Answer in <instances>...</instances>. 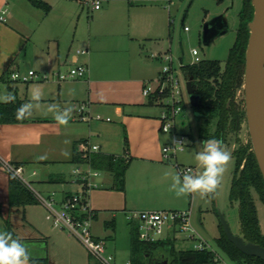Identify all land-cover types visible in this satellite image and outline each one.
Returning <instances> with one entry per match:
<instances>
[{
  "label": "crops",
  "instance_id": "crops-1",
  "mask_svg": "<svg viewBox=\"0 0 264 264\" xmlns=\"http://www.w3.org/2000/svg\"><path fill=\"white\" fill-rule=\"evenodd\" d=\"M41 1L48 2L50 6L49 0ZM61 1L64 4L74 3L72 0ZM77 1L80 3L83 0ZM112 1H104L103 3L107 5L103 10L101 5L98 10H102L98 17L102 26L93 29L88 21L86 36H82L76 25L71 39L66 41L61 35L58 17H49L52 11L51 6L49 12L39 16L20 0H0V15L2 11H6L5 22L0 23V78L13 72L24 73L26 70H35L44 75L50 74L54 79L51 84L57 92L53 91V96L49 98V101L59 105L61 110L66 106L74 108L67 125L58 124L51 113L43 118L31 115L29 119L32 121L26 124L0 125V162L6 161L14 166L23 167L24 171H32L29 178L37 176L33 170L37 164L68 163L70 165L68 175L73 176L72 166H77V164H74L72 160L76 146L81 142L98 146L99 151L96 154L125 159L128 162V168L124 179V190L119 191L124 195L122 202L114 201L111 181L106 180L103 185L101 183V187L106 188L105 191L91 193L88 206L94 214L93 219L97 221L98 212L105 209L110 210L111 207L114 209L111 215L115 219L117 218L116 213H121L125 217L126 212L160 211L156 208L162 205L148 201L151 193L142 194L141 186L148 181L166 180V170H171L168 171L171 177L176 174L172 166L163 162L162 146L171 138L167 139L168 134L160 131L158 120L160 114L150 112V108L154 106H149L147 100L139 103L136 100L125 99V96L130 94L131 90L128 88L130 84L145 81V78L134 80L131 75V57L134 55L140 58L142 48L140 45L135 46L133 39L128 40L124 37L126 14L118 12L119 9L115 4L112 7L110 4ZM29 5L30 8H34L30 2ZM65 11L67 9L63 10ZM81 18L82 13L79 12L78 22ZM133 26L136 27V22ZM41 28H43L40 33L42 38L38 39L35 33ZM135 32L137 33V29ZM141 39L146 41L147 38L142 37ZM79 50L86 51V53L78 54ZM79 65L87 68L83 78L64 82L56 81L57 74H65L69 68ZM1 87H5L8 92L7 84L1 83L0 89ZM144 87H146L145 82L142 84V89ZM80 105L85 107L84 116L88 117L87 121L80 119L78 113ZM97 116L100 120L96 119ZM124 136L128 143L126 153ZM39 157L45 158L39 159ZM130 169L131 172L127 177ZM56 170L41 180L31 182L49 198L61 195L59 201H62L73 194L58 188L57 184L62 185L66 181L64 180L66 171L64 168ZM0 205L1 222L7 219L12 210H18L9 208L8 175L2 168H0ZM180 207L167 211H182ZM106 224L104 222V226ZM112 225L115 227L116 223L113 221ZM128 227L131 229L129 225ZM93 235L104 241L94 232ZM67 237L72 238L69 235ZM58 241L61 242L62 239ZM107 254L112 255L108 252ZM37 257L44 258L43 256ZM87 257L86 264L97 263L89 255ZM45 259H48L47 263L50 264L47 256Z\"/></svg>",
  "mask_w": 264,
  "mask_h": 264
},
{
  "label": "rangeland",
  "instance_id": "rangeland-1",
  "mask_svg": "<svg viewBox=\"0 0 264 264\" xmlns=\"http://www.w3.org/2000/svg\"><path fill=\"white\" fill-rule=\"evenodd\" d=\"M20 1H22V4L29 7L33 13L39 16L45 15V12L41 9L30 8L31 6L28 0ZM49 1L52 9L49 17H58V22L61 26V35L66 41L71 39L76 25H78V32L82 33V36H86L88 21H90L93 29L102 26L98 21V17L107 3H102L103 7L101 11H93L91 2L95 0H83L80 3H78L77 0H72L74 2L73 4L70 2L64 4L61 0ZM241 1L242 0H113L110 2L112 7L115 4L119 9L118 12L126 14L124 21V25H126L124 37L128 40L130 38L131 40L133 39L134 45H140L142 48L140 58L134 55L131 57L132 79L137 80L138 78H145V81H143L145 82V86L149 85L155 90L162 76L163 68L169 67L171 68L170 75L177 81L178 95L176 98L182 100L183 108L181 114L177 118L175 132L177 135H183L185 137V149L182 152H178L175 158L163 161L170 167L172 166L176 174L179 173L175 168L176 165H178L179 168H190L192 173H198L200 171L195 160V154L199 151V144L202 142L198 136L201 121L197 118L195 108L190 104L187 80L181 71V65L195 63L192 50H196L199 60H216L220 62L222 68L225 67L229 50L233 46L237 34ZM64 9H67V11L63 12ZM79 12L82 13V18L78 22L77 14ZM220 18L226 21L223 32L212 35L208 41H204L203 30L205 25L213 23L216 19ZM128 21L130 22L129 24ZM134 22H136V27L133 26ZM184 28H187L188 31H184ZM42 29L43 28L37 30L35 33V37L38 39L42 38L40 36ZM136 29L137 33L135 32ZM142 37L147 38L145 39L146 41H143L141 39ZM153 55H155V57H152ZM166 57L170 58L171 63L165 60ZM69 70L70 68L68 71ZM32 71L38 76H44V74H40L35 70ZM27 72L26 70L24 73H19L21 75H26ZM47 77L48 81L33 80V82L28 83L13 82V86L17 87V96L26 100L25 103L30 101L33 92L40 91L42 93V99L32 113V116L38 118H43L51 113L48 110L49 105L54 103L50 102L49 98L53 96V91L55 93L57 92L51 84L54 80L52 75L48 74ZM143 82H135L130 84L129 87L127 86L131 91L130 94H127L128 96L125 94V99L136 100L139 103L147 100L142 94ZM6 92V88L1 87L0 96H3ZM235 103L239 110L244 109L243 88L237 91ZM150 109V112L154 114H160L162 111L160 106H154ZM170 138L171 134H168L167 139ZM249 143L250 138L246 120H244L236 133L229 134L224 145L232 154L233 151L237 150L240 146H246ZM234 163L235 158L232 154L231 163L214 197H201L198 194H192L177 198L174 193L169 191L172 177L170 174L168 175V171L171 170L165 171L167 175L166 180L143 183L141 192L142 194L151 193L149 197L150 200L148 199V201L156 202V205H162V207L156 208L157 210L167 211L180 206H182L180 207L182 211L190 210L192 227L196 229L200 237L204 239L210 247L217 250L215 240L220 236L219 213L223 214L231 232L240 235L238 204L236 202L231 203L228 199ZM72 167L73 169L77 168L75 165ZM33 168L37 176L29 178L28 176L32 171H24V177L28 179L32 189L45 199H49L47 194L40 192L37 185L33 184L31 181L41 180L43 177L45 178L49 174L54 173L58 168H64L66 171L64 177L66 181L62 185L57 184L58 188L65 189L66 192H71L73 195L81 191L79 183L76 182V177L68 175V170L70 169L68 163L37 164ZM80 169L86 170V167L82 166ZM130 172L131 169L128 171L127 177H129ZM106 180L111 181L113 184V178L105 171L100 172L97 177L91 179V182L95 184L96 187L90 188L85 194V199L88 203H90L92 192L105 191L106 188L104 186L101 187V183L103 185ZM112 193L116 203L122 202L121 199L122 196H124L123 194L115 190H113ZM130 193L132 194V192ZM252 195L257 209L261 233L264 235V204L259 200L255 192H252ZM53 198L58 203L61 199V195H55ZM112 213H114L112 207L110 210L105 209L98 212V221L92 220L93 232L104 239L103 243L105 244V248H107V252L115 256L111 264H128L130 263V229L125 221L124 215L116 213L117 218L115 219L112 217ZM47 216L48 213L46 208L39 203L37 205L26 206L23 209L19 208L18 210H12L7 219H4L3 222H1L0 219V231L6 230V222H8L16 237L21 239L28 246L32 258L47 256L50 264H86V262H88V254L84 248L76 239L68 238V234L65 231L55 228L52 222L47 219ZM113 221L116 223L115 227L113 226L114 224L107 227L104 226V222L112 223ZM58 239H62V241L60 242ZM172 239L174 240L173 245L176 250H190L191 245L184 241V235L177 233L172 236ZM226 262L227 264H233L227 260Z\"/></svg>",
  "mask_w": 264,
  "mask_h": 264
},
{
  "label": "trees",
  "instance_id": "trees-1",
  "mask_svg": "<svg viewBox=\"0 0 264 264\" xmlns=\"http://www.w3.org/2000/svg\"><path fill=\"white\" fill-rule=\"evenodd\" d=\"M36 9L45 13L50 6L41 0H29ZM253 17L251 0H242L239 11V24L233 46L229 50L225 67L219 61L201 60L190 65H181V71L187 81H190L193 94L199 97L195 108L197 118L201 121L198 136L201 141L211 138L227 141L229 134L236 133L245 120L244 109L239 110L235 96L243 86L245 51L249 38L248 23ZM5 83L8 92L15 96L13 103L0 101V125H20L31 122L29 118L17 119L16 110L25 103L17 96V87L9 75L0 78V84ZM168 95V90L162 95L156 92L147 98L149 106H162L161 101ZM124 150L128 151L127 138L124 136ZM235 158L228 199L238 204L240 235L255 244L264 247V235L261 233L257 209L252 192L264 204V181L252 152L251 143L240 146L233 151ZM72 162L77 165H89L99 172H108L113 178V189L124 190V179L128 162L116 156L89 154L82 158L74 152ZM0 168H2L0 162ZM8 174V173H7ZM38 201L32 191L25 187L17 178L8 174V205L10 208H25L37 205ZM113 223V222H112ZM112 223H107L111 226ZM220 236L215 240L217 249L233 264H264L260 259L248 257L240 253L225 237L219 224ZM11 232V225L6 222V230ZM174 240L167 239L156 243H143L138 239L137 229H130V263L129 264H214L213 254L209 251L195 252L191 250H176ZM35 264H48L45 258H32ZM99 264V263H98Z\"/></svg>",
  "mask_w": 264,
  "mask_h": 264
},
{
  "label": "built area",
  "instance_id": "built-area-1",
  "mask_svg": "<svg viewBox=\"0 0 264 264\" xmlns=\"http://www.w3.org/2000/svg\"><path fill=\"white\" fill-rule=\"evenodd\" d=\"M106 0H95L91 2L92 9L100 10L102 3ZM6 11H2L0 15V23L5 22ZM184 31H188L184 28ZM78 54H85L86 51L79 50ZM192 56L195 57V63L200 62L198 52L192 50ZM155 57V55H154ZM166 61L171 63L170 58L166 57ZM87 68L83 65L71 68L65 74H57L56 81L64 82L71 79H80L85 76ZM171 68L164 67L162 76L159 80L158 86L155 90L149 85L144 87L142 94L148 98L153 93L162 95L168 90V95L161 101L162 111L159 115L160 131L163 134H171V139L163 146L162 158L168 161L175 158L178 152L185 149V137L175 133L177 118L182 112L183 102L177 99V81L170 75ZM10 80L13 82L28 83L33 80L47 81V75L38 76L33 71H28L26 75H21L19 72L10 74ZM84 105L78 107L80 119L87 121L88 117L84 116ZM100 120V117H96ZM109 121V119H107ZM167 129V130H166ZM77 153L82 158H87L89 154L98 153V146L91 145L88 142H81L76 146ZM2 169L17 178L25 187L32 191L38 203L43 205L48 213L49 219L55 228L65 231L70 237L76 239L84 248L87 254L99 264H111L113 256L107 254L105 244L102 240L94 237L92 232L93 212L89 209L88 202L85 199V194L90 188L96 187L91 182V179L99 175V171L92 169L89 165H84L86 170H81V165L72 170V175L76 177L81 191L77 194L70 195L58 203L53 197L49 199L43 198L36 193L28 179L24 177V168L14 166L13 164L2 161ZM177 170L180 174L184 172H191L190 168L180 167L177 165ZM34 175V173H33ZM190 210L187 211H132L125 213V221L130 227H134L138 232V239L143 243L162 242L167 239H172V236L180 233L184 235V241L188 242L191 251L206 252L213 254L214 264H227L228 259L217 249L210 247L209 244L200 237L194 227H192L190 220Z\"/></svg>",
  "mask_w": 264,
  "mask_h": 264
},
{
  "label": "clouds",
  "instance_id": "clouds-1",
  "mask_svg": "<svg viewBox=\"0 0 264 264\" xmlns=\"http://www.w3.org/2000/svg\"><path fill=\"white\" fill-rule=\"evenodd\" d=\"M42 99L40 91L33 92L29 102L22 104L16 110L17 119L29 118L33 110ZM0 101L13 103L15 96L6 92L0 96ZM49 112L54 115L55 121L60 125H67L72 117L74 108L66 106L61 110L59 105H49ZM167 130V129H166ZM200 149L195 154L200 171L198 173L184 172L172 176L169 191L177 198L192 194L201 197H214L217 193L225 172L232 160V154L220 139L211 138L200 142ZM45 157H39L44 159ZM0 264H35L28 246L19 238H14L8 231H0Z\"/></svg>",
  "mask_w": 264,
  "mask_h": 264
},
{
  "label": "water",
  "instance_id": "water-1",
  "mask_svg": "<svg viewBox=\"0 0 264 264\" xmlns=\"http://www.w3.org/2000/svg\"><path fill=\"white\" fill-rule=\"evenodd\" d=\"M253 17L248 23L249 38L245 51L243 76L245 120L258 169L264 181V0H251ZM208 24L203 30V40L208 41ZM190 104L196 108L199 97L193 94L187 81ZM219 224L227 240L243 255L264 262V247L245 241L241 235L231 232L223 214L219 213ZM45 258V257H44Z\"/></svg>",
  "mask_w": 264,
  "mask_h": 264
},
{
  "label": "flooded vegetation",
  "instance_id": "flooded-vegetation-1",
  "mask_svg": "<svg viewBox=\"0 0 264 264\" xmlns=\"http://www.w3.org/2000/svg\"><path fill=\"white\" fill-rule=\"evenodd\" d=\"M226 21L223 18L216 19L213 23L208 24V36L217 35L223 32Z\"/></svg>",
  "mask_w": 264,
  "mask_h": 264
}]
</instances>
